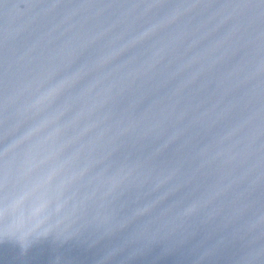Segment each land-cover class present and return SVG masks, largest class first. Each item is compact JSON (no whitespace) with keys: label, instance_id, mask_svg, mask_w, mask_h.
<instances>
[{"label":"water","instance_id":"obj_1","mask_svg":"<svg viewBox=\"0 0 264 264\" xmlns=\"http://www.w3.org/2000/svg\"><path fill=\"white\" fill-rule=\"evenodd\" d=\"M0 264H264V0H0Z\"/></svg>","mask_w":264,"mask_h":264}]
</instances>
